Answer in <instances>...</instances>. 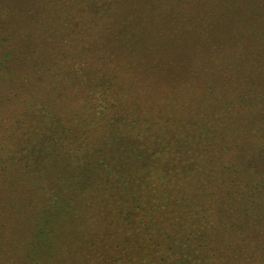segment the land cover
Segmentation results:
<instances>
[{
  "label": "rangeland",
  "instance_id": "rangeland-1",
  "mask_svg": "<svg viewBox=\"0 0 264 264\" xmlns=\"http://www.w3.org/2000/svg\"><path fill=\"white\" fill-rule=\"evenodd\" d=\"M260 216L264 0H0V264H264Z\"/></svg>",
  "mask_w": 264,
  "mask_h": 264
},
{
  "label": "trees",
  "instance_id": "trees-1",
  "mask_svg": "<svg viewBox=\"0 0 264 264\" xmlns=\"http://www.w3.org/2000/svg\"><path fill=\"white\" fill-rule=\"evenodd\" d=\"M239 168H240L239 170H241L243 173H248V169L245 168L244 165H241ZM250 174H252V173H250ZM260 217H261L260 218V222L262 221L261 222L262 223L261 225L263 226L262 228L264 229V216H260Z\"/></svg>",
  "mask_w": 264,
  "mask_h": 264
}]
</instances>
